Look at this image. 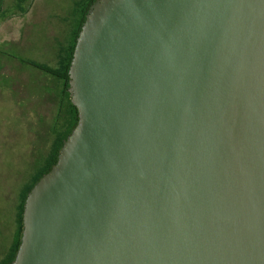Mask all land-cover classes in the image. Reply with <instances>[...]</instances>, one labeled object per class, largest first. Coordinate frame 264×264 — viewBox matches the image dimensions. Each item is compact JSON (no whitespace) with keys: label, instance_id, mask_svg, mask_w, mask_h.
<instances>
[{"label":"water","instance_id":"95a60500","mask_svg":"<svg viewBox=\"0 0 264 264\" xmlns=\"http://www.w3.org/2000/svg\"><path fill=\"white\" fill-rule=\"evenodd\" d=\"M69 75L11 264H264V0H97Z\"/></svg>","mask_w":264,"mask_h":264},{"label":"rangeland","instance_id":"374dc122","mask_svg":"<svg viewBox=\"0 0 264 264\" xmlns=\"http://www.w3.org/2000/svg\"><path fill=\"white\" fill-rule=\"evenodd\" d=\"M80 1L0 0V260L17 238L20 194L47 156L45 118L55 110L38 101L42 74L25 62L56 66Z\"/></svg>","mask_w":264,"mask_h":264},{"label":"trees","instance_id":"16d2710c","mask_svg":"<svg viewBox=\"0 0 264 264\" xmlns=\"http://www.w3.org/2000/svg\"><path fill=\"white\" fill-rule=\"evenodd\" d=\"M97 0H82L78 2L79 20L76 28L72 31V39L66 47H63L59 54L56 66L52 67L46 64H40L34 61H26L25 63L39 70L42 74V81H40L38 89V101H51L54 106V113L50 118H45V127L49 132L46 134L45 152L47 156L43 161L38 162L35 172L30 175V181L25 185L20 194L18 207V234L11 249L5 258L0 260V264H11L18 251L21 235L23 230V212L25 200L28 192L34 187L39 179L51 171L53 166L57 163L59 152L64 144V141L71 134L76 127L79 119L78 109L71 102V95L69 93V70L74 55V50L77 38L81 28L86 19V15L90 7ZM33 82H29L32 88ZM14 88V87H13ZM33 89V88H32ZM17 94V93H16Z\"/></svg>","mask_w":264,"mask_h":264},{"label":"flooded vegetation","instance_id":"af4514ba","mask_svg":"<svg viewBox=\"0 0 264 264\" xmlns=\"http://www.w3.org/2000/svg\"><path fill=\"white\" fill-rule=\"evenodd\" d=\"M3 258H5V257H3ZM3 258H2V259H3Z\"/></svg>","mask_w":264,"mask_h":264}]
</instances>
